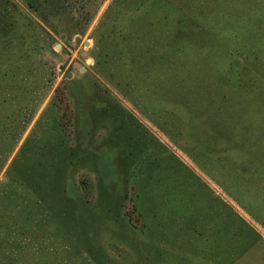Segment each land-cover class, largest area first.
<instances>
[{
	"label": "rangeland",
	"instance_id": "374dc122",
	"mask_svg": "<svg viewBox=\"0 0 264 264\" xmlns=\"http://www.w3.org/2000/svg\"><path fill=\"white\" fill-rule=\"evenodd\" d=\"M27 1L5 4L13 32L9 50L0 39V83L4 73L19 83L11 90L14 104L6 106L0 94V121L38 102L34 114L28 111L27 128L0 166V187L25 142L33 139V143L51 128L45 123L39 126L51 103L60 109L47 119L53 117V123L59 124L60 118L68 133L79 131L83 138L72 133L67 139L96 154V167L87 163L68 172L66 228L50 234L47 227L42 249L37 252L41 245L33 246L32 264H264V0H159L173 9L167 23L159 7L152 6L155 0H37V11ZM183 10L200 19L196 36L203 50L191 58L197 77L213 73L200 71L205 56L225 72L238 73L240 89L231 103L220 102L216 94L220 91L214 97L229 111L230 120L237 112L239 200L223 185V138L214 146V138H171L161 125L166 115L174 125L182 112L179 101L167 97L168 88L164 85L161 103L155 106L144 96V83V91L138 92L140 78L125 85L137 63L125 49L172 42V35L178 33L177 13ZM87 59H92L91 64ZM145 61L157 60L152 55ZM160 77L170 85L167 76ZM31 91H38L41 98ZM97 92L105 101L121 105L145 128L147 137L154 138H140V147L135 138L105 142L102 137L116 124L110 118L98 126L97 138H90L93 128L86 110L105 106L97 102ZM55 132L63 134L60 126L51 130ZM5 140L0 134L1 145ZM199 145L204 148L202 160L195 157ZM146 149L157 160L154 178H133L138 176L135 163L126 178L122 157L128 156L130 164L131 158L146 155ZM217 156L220 163L211 160ZM83 178L87 185H81ZM99 186L106 197H101ZM0 205V222L11 217L18 221L13 201L0 199ZM0 231L2 236L6 232Z\"/></svg>",
	"mask_w": 264,
	"mask_h": 264
},
{
	"label": "trees",
	"instance_id": "16d2710c",
	"mask_svg": "<svg viewBox=\"0 0 264 264\" xmlns=\"http://www.w3.org/2000/svg\"><path fill=\"white\" fill-rule=\"evenodd\" d=\"M36 1H27L29 7L35 11H37L34 6ZM161 2L155 0L152 6L159 7L162 11L161 17L166 23L171 22L170 19L174 15L173 9L167 2ZM5 4L6 0H0V39H4L5 45L3 47L5 50H9L8 44L13 30L11 24H8L10 12L7 11ZM177 17L178 33L172 35V42L164 45L140 43L134 48L125 49V54H132L131 58H137L135 67L129 70L132 73L131 76H128L130 80L125 85L130 86L131 80L136 81L140 78L141 85L136 83L138 92L144 91V83L145 90H147V94L144 96H146L147 102L154 103L155 106L161 103V96L165 91L164 85L168 88L167 97L172 95L176 98L179 101L178 107L180 105L182 112L180 119L174 125L171 126L167 115L161 125V128L171 138H214L211 146L216 145L219 138H223L222 151L225 153V181L223 185L232 197L239 200L241 172L236 159L240 151L235 122L237 112L233 120H230L229 111L221 106L214 97L215 91H220L221 94L216 93L220 102L230 104L233 96H236L240 89L237 79L238 73L235 70L225 72L217 61L213 62L208 56H205L200 71L212 70L213 73L210 76L201 74V77H197L198 68L191 61V58L203 50L200 46L201 42H198L196 32V22L200 19L198 15L188 14L186 10L177 13ZM70 35L72 36L73 33ZM152 55L157 60L155 63L145 61ZM133 62L135 61L133 60ZM160 76H167L166 78L171 80L170 85L164 84ZM25 77H22V82L25 81ZM17 83H19V79L13 75L9 76L8 73H4L1 77L0 94L4 95L3 102L6 106L14 104L16 101L11 90ZM158 85L160 86L156 89L155 87ZM29 94L38 96V100L42 96L38 91H31ZM102 94V92L96 93V97L100 99L97 102H104L105 106L90 107L86 110L93 128L90 138H97L95 133L98 126L103 124L107 118L112 119L111 121H115L116 124H113L112 129L109 132L106 131V136L102 137L105 138V142L113 141L114 138H118L119 142L124 138H131V140L135 138L137 146L140 147L143 145L140 138H154L149 134L147 137L145 128L121 105L115 101L111 102L109 98L105 101L104 97L101 96ZM158 95H161L160 98ZM36 102H34L36 104L34 106L33 102L28 107L22 106L17 110L16 115L12 114L13 112L6 114L4 120L0 121V134L7 138L4 145L0 144V166L7 161V156L12 152L18 138L27 128L31 119V116L27 115L28 111L35 113ZM180 102L182 103L180 104ZM55 108L59 112L60 108L55 103H51L44 121L39 122V126L45 123L51 128L40 134L33 143V139H28L25 142L7 171L5 184L0 187V199L3 202L5 200L13 201L19 214L18 221L11 217L6 223L0 222V230L6 231L3 236L0 231V264H32L34 262L36 248L34 249L33 246L35 244L41 245L40 248H37V252L42 249V244L45 243L48 234L47 227L51 229L50 234H55L62 227L66 228L64 219L69 217L70 212L65 207L69 201L65 197L64 184L69 173L78 165L89 163L93 165L92 167H96V162L93 160L96 159L94 152L87 151L85 148L82 149L78 144L73 145L67 139L73 137L71 136L72 133L78 134L76 138H83L79 131L76 132L75 129L68 133L64 130L60 118L58 119L59 124L58 122L53 123V117L47 119L48 115L53 113L54 116L57 112ZM46 121L48 122L46 123ZM53 124L60 126L64 135L59 132L51 133V130H57V126L53 128ZM209 130H211L210 135L208 134ZM149 143L150 145L153 144V140ZM203 150L204 148L200 145L194 149L197 160L204 159ZM149 151L151 150L146 149V155L144 154L143 157L131 158L130 164L126 162L129 159L128 156L122 157V162L127 166L125 169L126 178L130 177L126 171L133 163H135L134 167H137L134 170L138 173V176L134 174L133 178L137 179L138 177V181L142 178L144 180L154 178L158 168L157 160ZM231 158L235 159L232 160ZM213 159L211 160L214 162H221L219 156ZM87 184L88 179L83 178L81 185ZM99 189L102 192L101 197H106L100 186ZM0 207L3 206L0 205Z\"/></svg>",
	"mask_w": 264,
	"mask_h": 264
},
{
	"label": "water",
	"instance_id": "95a60500",
	"mask_svg": "<svg viewBox=\"0 0 264 264\" xmlns=\"http://www.w3.org/2000/svg\"><path fill=\"white\" fill-rule=\"evenodd\" d=\"M62 38H64V36H62ZM77 40L79 41V38H77ZM61 48V46L58 44V45H56V49H60ZM91 62H92V59H87V64H91ZM72 77V75L71 74H68V78H71Z\"/></svg>",
	"mask_w": 264,
	"mask_h": 264
}]
</instances>
